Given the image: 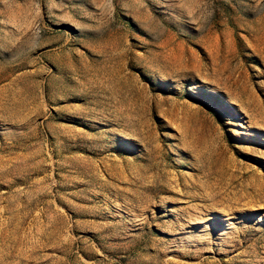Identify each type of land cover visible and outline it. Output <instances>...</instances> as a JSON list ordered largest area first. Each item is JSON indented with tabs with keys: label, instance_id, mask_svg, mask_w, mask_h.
Masks as SVG:
<instances>
[{
	"label": "rangeland",
	"instance_id": "374dc122",
	"mask_svg": "<svg viewBox=\"0 0 264 264\" xmlns=\"http://www.w3.org/2000/svg\"><path fill=\"white\" fill-rule=\"evenodd\" d=\"M0 264H264V0H0Z\"/></svg>",
	"mask_w": 264,
	"mask_h": 264
},
{
	"label": "bare ground",
	"instance_id": "6f19581e",
	"mask_svg": "<svg viewBox=\"0 0 264 264\" xmlns=\"http://www.w3.org/2000/svg\"><path fill=\"white\" fill-rule=\"evenodd\" d=\"M256 211V210H255Z\"/></svg>",
	"mask_w": 264,
	"mask_h": 264
}]
</instances>
